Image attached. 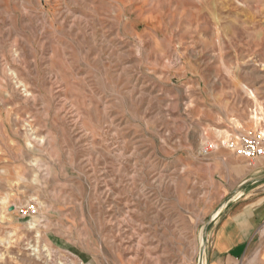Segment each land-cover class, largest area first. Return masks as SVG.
Masks as SVG:
<instances>
[{"label": "rangeland", "instance_id": "1", "mask_svg": "<svg viewBox=\"0 0 264 264\" xmlns=\"http://www.w3.org/2000/svg\"><path fill=\"white\" fill-rule=\"evenodd\" d=\"M259 133L264 0H0V264H207Z\"/></svg>", "mask_w": 264, "mask_h": 264}, {"label": "crops", "instance_id": "2", "mask_svg": "<svg viewBox=\"0 0 264 264\" xmlns=\"http://www.w3.org/2000/svg\"><path fill=\"white\" fill-rule=\"evenodd\" d=\"M264 173L249 170L244 181ZM212 220L207 264H264V180L242 187Z\"/></svg>", "mask_w": 264, "mask_h": 264}, {"label": "built area", "instance_id": "3", "mask_svg": "<svg viewBox=\"0 0 264 264\" xmlns=\"http://www.w3.org/2000/svg\"><path fill=\"white\" fill-rule=\"evenodd\" d=\"M226 146L237 155H242L252 161L256 157L264 156V135L260 133L241 135L226 142Z\"/></svg>", "mask_w": 264, "mask_h": 264}, {"label": "water", "instance_id": "4", "mask_svg": "<svg viewBox=\"0 0 264 264\" xmlns=\"http://www.w3.org/2000/svg\"><path fill=\"white\" fill-rule=\"evenodd\" d=\"M261 180H264V174H261V175L255 176V177H253V178H250V179L244 181V183L240 184L239 187H237V188L231 193L230 197L234 196V195H235V194H236V193H237L242 187L247 186V185H250V184H254L256 181H261ZM227 200H228V199H226L224 203H226ZM224 203H223V204H224ZM223 204H222V205H223ZM222 205H221V206H222ZM221 206H220V207H221ZM219 212H220V211H219ZM213 218H215V217H212V218H211L210 223H212ZM205 236H206V234L204 233V236H203V237H204V241H205ZM202 244H204V246H205V242H203ZM201 247H202V246H201ZM205 248H206V246H205ZM202 249H203V247L201 248V251H202ZM201 255H202V253H201Z\"/></svg>", "mask_w": 264, "mask_h": 264}, {"label": "bare ground", "instance_id": "5", "mask_svg": "<svg viewBox=\"0 0 264 264\" xmlns=\"http://www.w3.org/2000/svg\"><path fill=\"white\" fill-rule=\"evenodd\" d=\"M221 208H223V207H221ZM202 251H203V249H202ZM202 251H201L202 255H201L200 260H199L200 264L204 263L203 261H204V256L205 255H204V252H202Z\"/></svg>", "mask_w": 264, "mask_h": 264}]
</instances>
